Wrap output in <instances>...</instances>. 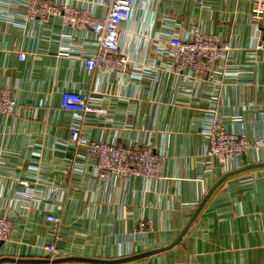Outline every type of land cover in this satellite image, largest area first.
<instances>
[{"label": "crops", "instance_id": "obj_1", "mask_svg": "<svg viewBox=\"0 0 264 264\" xmlns=\"http://www.w3.org/2000/svg\"><path fill=\"white\" fill-rule=\"evenodd\" d=\"M57 1L107 11L103 0ZM4 2L0 86L24 109L0 114V216L14 222L0 259H47L43 247L55 242L64 264H264V147L227 172L203 155L214 114L227 130L264 139V14L250 17L264 0H138L122 24L129 65L121 73L86 69L91 32L74 33L60 16L29 20L23 0ZM196 27L233 47L213 84L189 80L169 56L170 35ZM67 89L108 112L84 117L88 138L151 145L165 178L98 177L96 159L69 140L78 118L61 108ZM48 214L61 217L58 228ZM144 219L154 231L139 234Z\"/></svg>", "mask_w": 264, "mask_h": 264}, {"label": "built area", "instance_id": "obj_2", "mask_svg": "<svg viewBox=\"0 0 264 264\" xmlns=\"http://www.w3.org/2000/svg\"><path fill=\"white\" fill-rule=\"evenodd\" d=\"M9 2L12 0H2ZM1 0L0 2L3 3ZM20 2L22 0H14ZM26 7V18L48 22L54 16H60L63 24L76 34L91 32L93 39L88 41L95 50L85 56V66L89 71L97 68L121 73L127 70L129 59L123 52L122 24L129 22L133 16L138 0H103L107 11L104 15H96L88 9L71 3H60L57 0H23ZM5 3L1 6H7ZM261 2H256L250 14L256 21L263 17ZM169 56L179 72L189 80L216 83L221 73V63H228L233 49L229 42L216 34L194 28L185 36L174 32L167 40ZM259 47H264L261 42ZM20 60L26 59V54H19ZM228 72L227 68L223 72ZM225 72V73H226ZM61 108L73 112L77 116L70 128L69 140L75 146L84 148L96 159L98 177L103 179L120 178L129 180L133 177L145 179H164V158L149 144H123L112 141L88 138L83 130V119L93 114L104 117L107 110L97 105L91 95L82 91L67 89L61 94ZM23 106L19 104L12 89L0 86V114L6 116H21ZM208 145L203 153L209 160H218L225 172L230 164L249 150H260L264 147V139L249 140L246 134L231 132L226 129L222 119L215 114L208 119L205 130ZM47 220L58 228L62 219L55 214H48ZM14 222L11 218L0 216V242L9 241L12 237ZM154 231L151 219L138 222L136 232L148 233ZM58 236L56 237V239ZM48 253V261L42 263L3 262L0 264H64L55 260L60 255V249L55 242L44 245Z\"/></svg>", "mask_w": 264, "mask_h": 264}, {"label": "water", "instance_id": "obj_3", "mask_svg": "<svg viewBox=\"0 0 264 264\" xmlns=\"http://www.w3.org/2000/svg\"><path fill=\"white\" fill-rule=\"evenodd\" d=\"M225 177H226V176H225ZM225 177L221 178V179H220V180H219V181H218V182H217V183L211 188V190L208 192L206 198L203 200L201 206L199 207V209L196 211V213H195L194 216L192 217L191 222H192V220L195 218V216L198 214L200 208L202 207L203 203L206 201V199L208 198V196L211 194V192L215 189V187H216L218 184H220V183L224 180ZM191 222H190V223H191ZM188 226H189V224H188ZM188 226H187V227H188ZM185 231H186V229L184 230V232H185ZM184 232H182L181 235H183ZM181 235L179 236V238L181 237ZM179 238H178V239H179ZM46 261H48V259H15V258H11V257H4V258H1V259H0V263H3V262L42 263V262H46ZM55 261H56V262H59L57 259H56Z\"/></svg>", "mask_w": 264, "mask_h": 264}]
</instances>
